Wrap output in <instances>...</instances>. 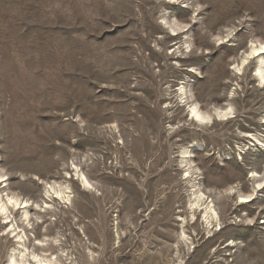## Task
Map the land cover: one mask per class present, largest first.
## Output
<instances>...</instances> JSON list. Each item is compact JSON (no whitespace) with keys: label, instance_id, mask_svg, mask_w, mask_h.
<instances>
[{"label":"rangeland","instance_id":"rangeland-1","mask_svg":"<svg viewBox=\"0 0 264 264\" xmlns=\"http://www.w3.org/2000/svg\"><path fill=\"white\" fill-rule=\"evenodd\" d=\"M255 42L264 0H0V190L29 203L13 213L31 214L29 249L61 264H264V55L242 64ZM193 104L234 118L200 126ZM59 185L71 202L49 200ZM9 230L0 218V264Z\"/></svg>","mask_w":264,"mask_h":264},{"label":"bare ground","instance_id":"bare-ground-1","mask_svg":"<svg viewBox=\"0 0 264 264\" xmlns=\"http://www.w3.org/2000/svg\"><path fill=\"white\" fill-rule=\"evenodd\" d=\"M172 31L174 35L178 36V31L176 28H173ZM262 55H264V43H261V42L253 43L250 54L248 55V57L243 59V62H242L243 66H247L250 63V61L255 58H259V57L261 58ZM254 76L259 82V87L264 88V57L261 58L259 64L257 65ZM181 93L184 97H187L186 90L184 89V87L181 89ZM197 105L198 104H193L190 107L189 115L192 121L198 123L200 126L209 127L210 125H214L217 122H226L234 118L233 112L231 109L229 110V109L216 108L211 112H202L200 109H198L199 105L198 106ZM189 153H190L189 149L184 150V152L182 153L183 159L181 161V165L182 167H188L186 177H188L187 179H189V181L191 182L190 184H192L191 186L192 192H193V196L195 197V201H196V204H193L191 206V212L194 218H196L197 213L199 212L201 213V216H203L202 222L206 224L205 230L208 232V237L211 238L215 235V234L210 235V233L211 231L213 232L214 221H216L217 219V213L213 207L212 202L208 204L207 199L209 198L206 197V194L204 192H202L203 190L201 189V187L197 186L199 183L198 184L196 182L193 183V179L194 178L197 179V178H196V173H194V170L191 167L190 158H192L191 156L193 155H189ZM252 177L257 178V175L253 174ZM80 178L82 179V185L84 187L90 184L87 181V179L84 177V175H80ZM4 182H5L4 180L0 181L1 184ZM0 189H1V186H0ZM51 189L57 195L53 197L49 193L48 198L51 202H54V203L60 202V199L65 203H69L72 201L70 195H68L69 193L67 192L68 190L67 186L66 187L62 185H59L58 187L51 186ZM262 189H263V185L261 183L257 184V187L254 188V191L252 194L246 195V196L240 195L239 201L237 204H239L240 206H243V205L253 202L255 200L254 193L256 191L257 192L261 191ZM233 191H234L233 189H230L228 191L226 190V194L229 196L233 195V193H235ZM28 207H29L28 201H25V200L22 201L19 197H17V195H14V194L10 195L8 194V192L6 194L4 193L2 194L0 190V218L2 220V225L4 224L10 225L8 236L14 238L15 243L17 244L15 249L13 248L14 250L8 255V264H34V263L36 264H61L60 261L63 258H65L67 261L70 260L69 257L65 254L64 255L60 254L61 256H57L56 259H53V256L46 257L47 255L44 256L41 254H37L35 250L29 249L26 241L24 240L25 236L23 237L22 233L25 232L24 223L31 222L30 220L31 214L28 211L24 213V221H23L24 223L22 224V226H19V224L15 222L14 217H13L14 212L17 213L21 209H27ZM48 208L49 207L46 206V209ZM36 209H38V207ZM185 233L186 232L183 229L180 239L184 244L187 245L189 242V239ZM36 244H38V247H41V248L44 247V241L37 240ZM230 246L232 247L234 246V244H231Z\"/></svg>","mask_w":264,"mask_h":264}]
</instances>
